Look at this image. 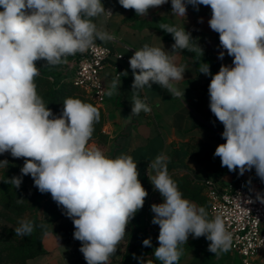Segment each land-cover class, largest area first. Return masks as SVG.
I'll return each mask as SVG.
<instances>
[{"label": "clouds", "instance_id": "1", "mask_svg": "<svg viewBox=\"0 0 264 264\" xmlns=\"http://www.w3.org/2000/svg\"><path fill=\"white\" fill-rule=\"evenodd\" d=\"M118 3L146 17L150 9L168 0ZM187 5L197 11L199 5L210 7L208 25L219 34L223 49L218 58L223 60L225 53L232 57L231 65L221 64L215 74L206 62L199 68L211 76L209 108L223 125L225 142L216 147L214 157L241 176L255 169L264 182V0H171L172 16L186 17ZM0 9V155L24 160L20 175L7 182L19 189L23 177L30 176L34 187L41 194L49 193L72 220L73 238L80 242L86 264H110L148 196L139 180L138 163L130 155L110 157L89 143L100 120L97 107L68 97L57 116L38 94L35 78L40 75L38 61L57 66L68 56L94 49L97 40L115 39L95 23L96 18L108 19L113 13L101 0H0ZM160 29L173 37L171 52L144 44L129 59L135 91L130 116L151 113L139 90L153 84L184 100L185 90L176 85L184 79L186 66L179 65L172 53L187 50L203 55V48L193 43L197 40L184 27L161 24ZM122 75L127 71L113 79L108 96L119 88ZM168 162L162 153L147 166L148 179L163 198L151 205V223L159 226L154 257L161 264H179L181 246L189 236L205 237L208 251L217 257L230 251L233 235L224 220L219 215L209 219L204 207L184 198L168 173ZM8 164L0 160V167ZM256 199L264 203V195L257 193ZM33 230L32 221L21 219L14 232L24 237ZM142 243L151 247V238Z\"/></svg>", "mask_w": 264, "mask_h": 264}, {"label": "crops", "instance_id": "2", "mask_svg": "<svg viewBox=\"0 0 264 264\" xmlns=\"http://www.w3.org/2000/svg\"><path fill=\"white\" fill-rule=\"evenodd\" d=\"M101 2L105 9L112 11L113 16L108 19L104 16L98 17L95 23L98 28L114 35L115 39L108 42L97 40L96 43L122 54L123 59L111 57L101 69L105 100L99 107L104 114L102 132L105 138L102 141H91L90 144H94L110 157L130 155L138 163L139 180L148 192L147 207L142 214L145 238H151V253L144 259L149 264H161L153 255L154 249L159 246L157 240L159 226L151 223L154 216L151 205L162 203L163 199L158 197V191L154 190L148 179V164L157 155L163 153L169 157L167 168L170 176L187 175L194 180V178L204 177L221 178L228 174L220 172L214 176L205 175L204 164L192 153L193 148L201 147L205 143L217 146L215 136L216 132H219L208 119L210 111L208 85L211 76H205L199 72L200 66L194 62L192 53L187 50H176L172 53L179 65L186 66L184 79L176 85L180 90H185L184 100L173 98L167 90L153 84L151 88L145 87L139 90V97L147 98L146 103L151 107V113L141 112L136 116H130L135 91L131 87L134 78L129 59L134 51L144 44L164 46L166 51H172L171 46L174 40L166 37L168 33L160 29L161 24L184 27L186 31L191 32L193 39L201 42L213 53L214 59L220 64L231 65L232 57L225 53L223 60L218 58L219 52L223 49L219 47L215 32L208 25L211 12H208L205 7L202 8V5H199L198 11L192 5H187L186 17H175L172 16L171 0H168V3L159 8L150 9L146 17H139L134 10L124 9L118 0H101ZM82 54L76 53L73 56ZM116 65L120 73L127 71V75L121 76L119 88L113 91V95L108 96L107 92L111 89L115 78L114 66ZM211 132L215 134L211 135ZM201 195L202 200L188 196L184 198L205 208L206 197L203 188ZM40 204V216L47 225V231L41 241L43 250L40 255L28 260L26 264H64L66 262L86 264L83 254L79 251L81 244L73 238L72 220L63 214L62 208L57 206L49 193L42 195ZM126 230L124 239L117 246L116 254L110 258V264L135 263L130 253L133 231L131 222ZM199 243V238L189 236L187 243L181 246L183 255L179 264H186L192 247ZM68 249L71 251L66 254L65 251Z\"/></svg>", "mask_w": 264, "mask_h": 264}, {"label": "built area", "instance_id": "3", "mask_svg": "<svg viewBox=\"0 0 264 264\" xmlns=\"http://www.w3.org/2000/svg\"><path fill=\"white\" fill-rule=\"evenodd\" d=\"M111 57L123 59L122 54L96 43L94 49L67 60L64 78L99 106L105 100V86L100 72ZM114 69L116 77L120 73L119 67L116 65ZM194 180L202 184L209 219L221 216L232 233L230 251L240 256L244 264L264 256V203L256 199L257 193L264 195V182L256 176L255 169L246 171L242 176L237 173L228 177ZM249 200L253 202L248 203Z\"/></svg>", "mask_w": 264, "mask_h": 264}, {"label": "trees", "instance_id": "4", "mask_svg": "<svg viewBox=\"0 0 264 264\" xmlns=\"http://www.w3.org/2000/svg\"><path fill=\"white\" fill-rule=\"evenodd\" d=\"M167 38H173L171 34L166 35ZM215 38L219 44V34L215 32ZM199 43L203 48V55L192 53L194 62L200 66L203 62H206L210 65V70L212 74H215L219 71L221 64L217 62L213 53L206 49V47L199 41H193V43ZM73 56V55H72ZM72 56H68L71 58ZM62 68L63 74H59L55 70ZM66 75V64L62 63L57 66H51L49 70L41 71L40 75L35 78V83L37 84L38 94L43 98L46 105L52 109L53 113L59 116L63 109V101L68 97L79 98L84 102L91 103L93 106L97 107L100 111V120L94 125L93 138L97 141L104 140V135L102 132V125L104 122V114L102 109L92 102L89 98L85 96L83 91L73 85L69 80H66L64 76ZM49 76L52 77V80H49ZM210 83V82H209ZM208 119L212 124L223 128L222 123H220L216 117L209 111ZM217 146L222 142L223 138L221 134L215 136ZM225 141L223 140V143ZM215 148L209 144L205 143L201 147L193 148L192 153L194 156H197L199 160L208 158L214 155ZM20 166L18 163L9 167V173L11 177L20 175ZM172 179L177 183L179 190L183 193V196H188L193 199L202 200L201 195L202 184L196 180L190 179L189 177H176L171 176ZM24 180V177H23ZM23 183V182H22ZM158 197L163 199L158 192ZM24 201V199H23ZM3 211L5 212H20L24 211L26 206L23 203H17L13 200L11 193H8L2 200ZM147 204L146 199L144 206L139 210L134 218L131 220V225L133 228L130 244V253L133 256L135 254V263L134 264H149L145 261L144 257L148 253L149 248L143 246V240L145 238V230L143 226L142 214L146 210ZM208 203L206 205V209ZM34 230L30 236L22 237L17 243H10L8 245L0 246V264L9 263H25L28 258H32L40 253L41 251V239L43 234L46 232V226L38 218L33 219ZM231 252V251H230ZM224 264H229L224 263Z\"/></svg>", "mask_w": 264, "mask_h": 264}, {"label": "rangeland", "instance_id": "5", "mask_svg": "<svg viewBox=\"0 0 264 264\" xmlns=\"http://www.w3.org/2000/svg\"><path fill=\"white\" fill-rule=\"evenodd\" d=\"M203 7H205L208 12H211L210 7L202 5V8ZM37 67L40 68V72H41V71L49 70L51 66L46 65L44 61H38ZM55 71L61 75L64 72L62 68H59ZM48 78L49 80H52L51 76H49ZM209 123L214 128H217L219 130V132H216V135L222 134L223 128L215 126L214 124H212V122H210V120H209ZM210 134L214 135L215 133L211 132ZM94 140L96 139L92 137L90 142ZM220 143H223V140L222 142L220 141ZM213 147L216 149L217 146L213 145ZM5 159L9 161L8 166L0 167V246L8 245L10 243H17L22 238L20 236H17L14 232V229L18 226L19 221L21 219H28L33 222L34 217L38 218L41 222L44 223V225L46 226V231H47L46 222L40 216V205H41L40 201H41V197L43 194H41L37 190V188L34 187L33 179L30 176H24L23 183L21 184L19 189H16L12 184L7 182L8 178H11V174L9 173V167L17 163L20 166H23V163H24L23 158L14 159L8 153L0 155V160H5ZM200 162L204 164L205 169H206L204 174L207 176H214V174L220 173V172L222 174L227 173L228 176L236 175L238 173V170L236 172H230L228 171L226 167H222L220 158L214 157V155L208 158H204ZM185 176L188 177L187 175ZM8 193H11L13 200H15L16 202L18 199H24L23 204L26 206L24 211H20V212L3 211L2 200H4L5 196H7ZM206 205H207V199L205 202V209H206ZM199 240H200V243L192 247L191 255L186 261V264H224L227 262L229 264H244L240 256L230 251H228L227 253H223L218 257L215 256L213 253L208 251V244L210 242L207 241L205 237H200ZM148 248H149L148 253L145 255L146 258L151 253V248L150 247ZM42 250L43 248H42V243H41L40 253L32 258H28L26 262L40 255L42 253ZM69 251H71V249L66 250L65 251L66 254ZM26 262L20 263V264H26ZM6 264H12V263L7 262ZM14 264H17V263H14ZM64 264H71V263L66 262ZM248 264H264V256H258Z\"/></svg>", "mask_w": 264, "mask_h": 264}]
</instances>
